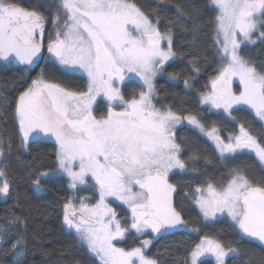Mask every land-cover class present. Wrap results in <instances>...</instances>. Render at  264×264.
<instances>
[{
	"label": "snow or ice",
	"instance_id": "obj_1",
	"mask_svg": "<svg viewBox=\"0 0 264 264\" xmlns=\"http://www.w3.org/2000/svg\"><path fill=\"white\" fill-rule=\"evenodd\" d=\"M207 7L214 13L207 23L177 7V20H168L162 31L160 13L146 11L137 0H49L32 9L17 0H0V62L34 70L41 61H55L59 70L86 78L83 89H77L48 79L41 68L19 91L14 119L23 148L42 139L54 141L55 168L41 172L33 183L39 187L50 174L67 178L73 195L61 205L62 224L99 264H161L159 254L149 253L151 238L142 239L140 246L120 245L129 235L140 239L188 230L171 177L197 172L189 161L195 165L200 154L189 146L184 158L188 141L178 139V128L190 126L211 140L220 160L251 154L264 169V63L257 66L242 54L244 48L264 46V0H208ZM176 23L194 38L211 29L219 66L204 86L207 90L199 91V104L222 109L233 120V109L247 106L260 123L256 134L240 124L238 134L225 138L199 114L158 103L156 79L177 58ZM126 78L137 79L140 89L126 95ZM234 79L238 90L233 89ZM184 85L192 86L188 80ZM98 99L104 110L97 107ZM7 148L11 150L10 143ZM4 155L0 140V157ZM10 189L7 169L0 167V196L9 197ZM80 191H90L94 198L77 196ZM191 199L205 222L230 218L241 240L264 248V176L255 180L244 168L232 167L218 180L197 183ZM116 202L126 216L112 206ZM7 225L26 228L23 217L14 213ZM9 250L14 264H24L23 231L9 237L8 228L0 225V252ZM239 253L232 244L205 235L183 264H210L203 259L209 256L215 264H228L230 255ZM257 264H264V257Z\"/></svg>",
	"mask_w": 264,
	"mask_h": 264
},
{
	"label": "trees",
	"instance_id": "obj_2",
	"mask_svg": "<svg viewBox=\"0 0 264 264\" xmlns=\"http://www.w3.org/2000/svg\"><path fill=\"white\" fill-rule=\"evenodd\" d=\"M17 2L23 7L32 9L38 5H47L49 0H17ZM137 2L146 11L154 10L160 13L162 31L168 20L174 22L177 20V7L204 23H207L214 14L207 7L208 0H137ZM185 23L189 28L191 27L190 22L185 21ZM48 29L50 32V25ZM206 31L208 35L201 33L198 38H194L193 34L181 24H175L173 48L177 52V58L170 61L166 65L164 74L156 79L158 103L171 104L174 109L185 114L189 112L199 114L206 126L215 125L219 134L225 138L229 133L236 134L240 124H244L256 134L260 129V123L252 110L246 107L234 108L232 116L235 120H233L227 114L211 111L198 102L199 91L207 90L204 86L216 74L215 69L219 66V58L210 39L211 29ZM242 54L253 60L257 66L264 63L262 45L244 48ZM194 66L199 67L198 73L195 72ZM41 68L45 69L48 79L64 86L83 89L87 82L81 74H67L59 70L55 61H43L34 72L16 67L12 63L0 62V140L4 141L5 147L3 167L7 169L11 183V195L6 202L0 200V225L8 228L9 237L23 231L27 240L24 264H76V261H80V264H99L62 224L61 205L65 197L73 195L68 188L67 178L60 174H50L48 178L41 179L39 187L33 183L41 172L51 173L55 168L54 141L42 139L38 143L30 142L27 149L20 144L18 126L14 119V102L19 91L31 82V78H35ZM173 74L175 79H172ZM185 80L192 85L190 88L185 87ZM134 89L137 91L140 89V84L135 80H129L122 86L126 95ZM233 89L238 90L234 83ZM97 107L104 110L105 103L99 101ZM177 137L180 140L186 138L188 141V145L185 146L186 160L190 154L189 146L200 154V159L195 165L189 161V166L198 169L197 172L171 177V181L176 183L178 188L175 199L177 209L182 213L189 228L178 230L174 234H162L152 242L149 253L154 256L159 254L163 264H183L190 250L207 235L240 249L238 256L230 255L228 264H257L264 257V249L245 239L241 240L233 230L234 226L229 218L222 217L215 222H205L191 199V191L197 183H203L206 179H220L232 167L244 168L247 175L255 180L264 176V169L251 154H242L235 160L218 159L213 143L190 126L178 128ZM9 143L10 151L7 148ZM76 195L94 198L90 191H80ZM118 211L121 217L126 216L122 207L118 208ZM13 213L23 217L26 228L7 225ZM192 228H198L199 232L191 231ZM138 241L139 239L129 235L121 246H137ZM14 260L15 255L11 250L7 254L0 252V264H14Z\"/></svg>",
	"mask_w": 264,
	"mask_h": 264
},
{
	"label": "rangeland",
	"instance_id": "obj_3",
	"mask_svg": "<svg viewBox=\"0 0 264 264\" xmlns=\"http://www.w3.org/2000/svg\"><path fill=\"white\" fill-rule=\"evenodd\" d=\"M78 74H80V73H78ZM82 75V74H81ZM159 77V76H158ZM157 77V78H158ZM129 80H135L136 82H138L139 83V81L137 80V79H135V78H132V79H127L126 78V80H125V83H127ZM124 83V84H125ZM233 83L234 84H236L237 85V87H239V81H238V79H234V81H233ZM124 86V85H123ZM100 100L98 99V101H97V104H98V102H99ZM204 106V105H203ZM205 107H207V108H209L208 106H205ZM237 107H246L247 108V106H237ZM249 109V108H248ZM211 111H214V112H223V113H225L222 109H210ZM251 110V109H250ZM225 114H227V113H225ZM228 116V115H227ZM236 134H238V132L236 133ZM207 138V137H206ZM208 139V138H207ZM47 140H49V139H47ZM211 141V140H210ZM30 143V142H29ZM3 199V197L2 196H0V200H2ZM113 207H115L116 209H117V211H118V208H120L121 209V206L119 205V203L118 202H116V203H113V205H112ZM118 213L120 214V212L118 211ZM219 218H222V216H220V217H218L217 219H219ZM229 220H230V218H229ZM152 239V237H150V236H148V235H145L144 237H142V238H140L139 239V241L137 242V246H140V242H141V240L142 239ZM153 240H155V239H153ZM152 240V241H153ZM121 246V245H120ZM95 258V257H94ZM97 261H98V258H95ZM203 259H207L208 261H210V264H215V261H214V258L213 257H211V256H209V257H206V258H203ZM161 264H163V261L161 260Z\"/></svg>",
	"mask_w": 264,
	"mask_h": 264
},
{
	"label": "water",
	"instance_id": "obj_4",
	"mask_svg": "<svg viewBox=\"0 0 264 264\" xmlns=\"http://www.w3.org/2000/svg\"><path fill=\"white\" fill-rule=\"evenodd\" d=\"M47 31H48V29H47ZM46 38H47V35L45 36V40H46ZM46 51H45V53H44V55L46 56ZM43 61H41L40 62V65H41V63H42ZM14 66H16V67H19V68H24L25 69V66H23V65H20V64H18L17 62H13L12 63ZM40 65L38 66V67H36L34 70H28V71H30V72H34L36 69H38L39 67H40ZM4 161V156L3 157H0V164L2 163ZM177 193H178V188H177ZM7 199H8V197H4V199H3V201L4 202H6L7 201ZM175 199H176V197H175ZM183 216V215H182ZM178 230H175V231H167V233L168 234H174V233H176ZM245 240H247L248 242H251V243H254V244H257V245H259V242H256V241H251V240H248V239H245ZM260 246V245H259ZM261 247V246H260ZM262 248V247H261ZM264 249V248H263Z\"/></svg>",
	"mask_w": 264,
	"mask_h": 264
},
{
	"label": "flooded vegetation",
	"instance_id": "obj_5",
	"mask_svg": "<svg viewBox=\"0 0 264 264\" xmlns=\"http://www.w3.org/2000/svg\"><path fill=\"white\" fill-rule=\"evenodd\" d=\"M47 55H49V54L47 53ZM4 159H5V157H4ZM3 165H4V161L0 164V167H3ZM162 234H168V233H167V231H162L161 234H153V235L150 236V237H152V240L155 239V240H153V242H154V241H156V240H157Z\"/></svg>",
	"mask_w": 264,
	"mask_h": 264
}]
</instances>
